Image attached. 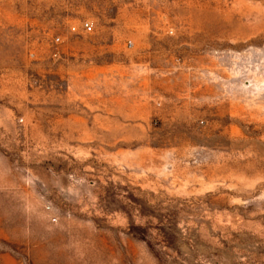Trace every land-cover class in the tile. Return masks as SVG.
<instances>
[{
	"label": "rangeland",
	"instance_id": "1",
	"mask_svg": "<svg viewBox=\"0 0 264 264\" xmlns=\"http://www.w3.org/2000/svg\"><path fill=\"white\" fill-rule=\"evenodd\" d=\"M0 264H264V0H0Z\"/></svg>",
	"mask_w": 264,
	"mask_h": 264
},
{
	"label": "built area",
	"instance_id": "2",
	"mask_svg": "<svg viewBox=\"0 0 264 264\" xmlns=\"http://www.w3.org/2000/svg\"><path fill=\"white\" fill-rule=\"evenodd\" d=\"M82 30H83L84 33H89V32H91V31H92V26H91V24H89V23H87V22L83 23V25H82ZM58 41H59V40L56 39V42H58Z\"/></svg>",
	"mask_w": 264,
	"mask_h": 264
}]
</instances>
